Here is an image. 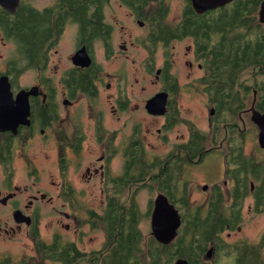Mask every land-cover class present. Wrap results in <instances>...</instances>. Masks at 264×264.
I'll return each instance as SVG.
<instances>
[{"label":"flooded vegetation","instance_id":"obj_1","mask_svg":"<svg viewBox=\"0 0 264 264\" xmlns=\"http://www.w3.org/2000/svg\"><path fill=\"white\" fill-rule=\"evenodd\" d=\"M15 4L0 3V241L26 227L35 235L38 206L60 198L78 212L87 208L92 222L83 197L93 191L105 213L111 204L139 206L140 191L149 190L151 222L164 195L184 223L188 170L219 154L221 145L203 142L209 134L228 143L225 162L234 152L250 158L251 127L264 151V59L238 70V80L234 70L235 47L249 48L253 36L264 43V0L212 8L206 0H19L13 10ZM240 15L244 24L236 23ZM157 95L158 109L150 102ZM197 99L208 110L206 136L191 105ZM19 170L24 183L16 180ZM224 176L212 187L198 183L200 206L230 183L233 189L227 164ZM60 238L55 233L53 242ZM100 249L78 250L97 262Z\"/></svg>","mask_w":264,"mask_h":264},{"label":"trees","instance_id":"obj_2","mask_svg":"<svg viewBox=\"0 0 264 264\" xmlns=\"http://www.w3.org/2000/svg\"><path fill=\"white\" fill-rule=\"evenodd\" d=\"M244 17V15L236 16V23L244 24ZM208 29L212 30L211 24ZM209 40L206 36L204 37L208 45ZM263 59L264 43L258 37L253 36L249 48L244 44L241 48L235 47L236 79L238 80V70L249 64L257 66ZM208 63L211 70L209 80L213 86L212 61L209 60ZM225 63L228 65L227 59ZM223 79L226 81V76H223ZM203 142L205 143L206 139ZM227 163V174L235 179V185L231 189L234 203L225 207L222 204L223 198L219 195V198H214L205 209L201 208L202 206L192 209L187 201L183 207L184 223L178 237L171 244H161L151 237L146 244V249L143 248L144 236L139 226L142 215L137 205L111 204L105 213L92 211L93 227L97 225V222L102 223L107 237L103 249L95 252L100 254L97 262L99 264H173L177 258L183 257L190 260L191 264L199 263L210 243L218 245L220 234L225 229L234 230L239 226L241 201L247 188L250 189L252 186L248 180V171H251L254 178L260 180V183L255 185L253 193L256 210H264V165L257 163L255 159L242 157L238 152H234V156L227 159ZM37 248L41 257L40 262L31 263L32 261L26 260L20 264H47L48 261L77 264L79 259L85 258V254H79L73 242L64 243L59 239L51 243L38 240ZM235 252L238 264H264V234L258 244L247 241L236 244ZM0 264L14 263L11 259H6L0 261Z\"/></svg>","mask_w":264,"mask_h":264},{"label":"rangeland","instance_id":"obj_3","mask_svg":"<svg viewBox=\"0 0 264 264\" xmlns=\"http://www.w3.org/2000/svg\"><path fill=\"white\" fill-rule=\"evenodd\" d=\"M248 74H242L241 79H245ZM193 105L198 127L201 129L203 134H209V126L207 122L208 110L206 111L203 103L197 99L191 103ZM252 137L250 138L247 146L246 152L249 154L250 159H255L257 163L264 165V151L258 147L256 140V132L253 137L254 128L251 127ZM209 140L206 141L208 146L221 145L218 147V155L214 157H209L203 164L192 167L188 170L191 180L188 182V194L191 201V208L196 209L200 206L202 199L204 198V192L198 183H209L210 187L214 183L223 184L224 182V171L225 166L228 163L223 160V154L228 152V143L223 141V135L219 134L216 142L211 139V134H209ZM204 164H208L205 167ZM53 165L46 164L45 168H50ZM209 170V173L208 172ZM45 180L49 173L48 171H42ZM18 174L17 181L24 183L23 180L24 171H16ZM249 183H254L257 186L260 183L251 174V171L247 172ZM254 187L246 190L242 198V203L240 206V216L241 221L239 226L234 230L225 229L218 239V245L213 244L217 248L222 247V250H217V252L211 253L210 256H205L206 252L212 246L210 243L207 250L202 256L204 264H238L237 263V253L235 252V246L238 243L247 241L249 243H259L264 234V210L257 211L255 207V197H254ZM232 189L231 183L229 187L224 191H221L220 198H223L222 204L225 207H229L232 204V199L230 196V190ZM42 191L52 194L47 189L42 188ZM151 197V192L149 190H141L139 194L140 204L139 208L141 210V220L140 229L143 234L142 246L146 249V244L149 242L152 236L151 227V217H150V204L149 198ZM86 206L92 207V210L101 213L103 212L104 204L100 201L99 191H93L90 198L83 197ZM206 206V205H205ZM202 206L201 208H206ZM39 227L35 230V235L32 237L27 236L26 228L21 234L13 238L9 242L0 241V254L5 255L7 250L10 253L9 259L12 260L14 264H20L22 261H32L40 262L41 257L38 254L37 242L38 240L45 241L47 243L53 242V235L55 233H60L62 242H74L79 250L82 251H94L102 250L106 242V231L102 223L97 222V225L93 227V222H88L89 215L87 214V208L83 211L78 212L73 208L72 204L66 199L60 198L56 199L54 203L47 204L46 202L39 205ZM184 210V208L182 207ZM87 214V215H86ZM92 214V212H91ZM67 215V216H66ZM77 216V217H76ZM86 216V217H85ZM91 217V216H90ZM92 219V217H91ZM60 220V222H58ZM77 220V222H76ZM23 221V220H22ZM70 225L67 228L62 225ZM75 227L77 230H75ZM31 230L32 227H30ZM47 264H60V262H47ZM77 264H99V262H91L89 258H81L78 260Z\"/></svg>","mask_w":264,"mask_h":264},{"label":"water","instance_id":"obj_4","mask_svg":"<svg viewBox=\"0 0 264 264\" xmlns=\"http://www.w3.org/2000/svg\"><path fill=\"white\" fill-rule=\"evenodd\" d=\"M11 0H0V3L5 7H10ZM16 4L14 8L18 5L19 0H13ZM210 3L209 8H212L217 5H223L230 0H206ZM4 85L3 79L0 80V86ZM162 97L157 95L150 102L153 105V108L159 107L162 102ZM160 102V103H159ZM165 103V102H164ZM252 188L254 183H252ZM183 224V217L180 210L164 195L159 196L156 200L153 216H152V233L155 236V239L165 245L170 244L179 234V230ZM214 251V248L211 247L208 250V256ZM174 264H190L186 259L179 258L175 261Z\"/></svg>","mask_w":264,"mask_h":264}]
</instances>
